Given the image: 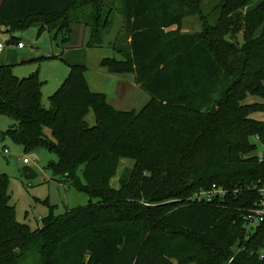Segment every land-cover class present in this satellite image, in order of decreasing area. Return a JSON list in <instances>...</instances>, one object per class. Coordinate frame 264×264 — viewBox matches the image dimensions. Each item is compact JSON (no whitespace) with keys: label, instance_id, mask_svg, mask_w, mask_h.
Wrapping results in <instances>:
<instances>
[{"label":"trees","instance_id":"trees-1","mask_svg":"<svg viewBox=\"0 0 264 264\" xmlns=\"http://www.w3.org/2000/svg\"><path fill=\"white\" fill-rule=\"evenodd\" d=\"M254 1L221 0L215 23L202 0L2 1L0 29L48 31L64 49L73 26L88 31L87 48L103 46L120 15L113 44L127 48L114 46L122 59L100 67L134 75L150 98L140 112L117 110L76 64L46 108L37 74L18 78L0 66V115L14 121L3 138L54 154L53 174L91 199L32 231L16 220L0 174V264H264V223L248 239L243 224L259 198L253 186L264 181V122L251 117L264 106L243 104L264 97V2L248 10ZM193 17L202 30L184 33ZM122 160L134 164L116 188ZM213 186L227 194L191 200Z\"/></svg>","mask_w":264,"mask_h":264},{"label":"rangeland","instance_id":"rangeland-1","mask_svg":"<svg viewBox=\"0 0 264 264\" xmlns=\"http://www.w3.org/2000/svg\"><path fill=\"white\" fill-rule=\"evenodd\" d=\"M220 2L221 0H202L201 10L207 16L209 23H215L217 13L214 8ZM261 2H264V0H256L249 5V8ZM121 20L122 17L116 14V24L109 33V35L112 33V37L118 34L115 30L118 29V25H121ZM74 28L75 26H73V31ZM201 30L202 23L198 17L189 18L184 23V33H195ZM52 37L53 34L48 33V31L39 32L37 28L18 30L13 33L6 32L5 28L0 29V43L6 46L5 50L0 53V66H10L14 75L18 78H26L37 74L44 83L42 93L43 105L46 108L50 106L49 97L60 88L68 76L69 64L76 62L86 65L90 68V76H92L98 61L102 58L114 57L121 59L111 47L121 45L123 48H127L121 42H119L120 44L118 42L113 44L114 41L111 40L109 44L106 43L101 47L72 50L69 53L63 51L62 58L48 59V57L62 52ZM125 37L123 34L121 39L124 38L122 42L126 44ZM60 40L61 37L58 38V42ZM82 41V35H79V30H76L73 33L72 41L67 46L71 44L80 46ZM17 42L23 44L25 49L19 50L16 47ZM113 77V83L108 82L105 91L110 99H114L115 95V102L120 103L122 101L120 105H116V108L121 111L133 110L140 112L149 101V95L135 84L132 76L113 75ZM119 79L131 82L130 90L122 95L123 100H119V95L112 94L115 92V83ZM243 104L264 106V97L248 95ZM251 117L264 122V110L254 113ZM87 121L90 125H94L92 112L88 115ZM13 125L14 121L12 119L0 115V149L6 147L10 151L7 156L0 155V174L8 177L11 195L10 204L15 208L16 220L21 224L28 225L33 231L42 227L41 220L51 213L54 216H59L70 210L90 204L91 199L87 194L79 191L74 185L65 182L64 177H56L49 169V165L57 161L54 154L44 149L27 153L21 145L14 143L9 137L3 138L1 133L6 132ZM259 150L261 149L259 148ZM24 160H27L28 163L25 164ZM133 164L134 162L131 160L121 161L118 176L112 180L114 187L118 186V177L121 172L125 168L132 167ZM32 173L36 174L33 178H31ZM78 178L84 183L81 172L78 173ZM47 199L50 203L49 206L44 203ZM92 202H96V200H92Z\"/></svg>","mask_w":264,"mask_h":264},{"label":"built area","instance_id":"built-area-1","mask_svg":"<svg viewBox=\"0 0 264 264\" xmlns=\"http://www.w3.org/2000/svg\"><path fill=\"white\" fill-rule=\"evenodd\" d=\"M5 45L0 43V53H2L5 49ZM17 47L23 48V44L18 43ZM258 140V137H256ZM258 152V158L260 162H264V145L260 146ZM10 151L8 148L4 147L0 149V155H9ZM24 163L27 164L28 161L24 160ZM254 190L258 194V201L254 204V207L244 212L243 216V224H244V232L246 239L250 238L257 229L264 223V181L259 182L258 184L253 186ZM226 191L222 188H218L213 186L210 190H201L191 197V200L197 203H211L217 198H223L226 195ZM238 252V250H235ZM259 254L261 258L264 257V244L262 248L259 250ZM233 258H231L228 263L231 264L233 262Z\"/></svg>","mask_w":264,"mask_h":264},{"label":"crops","instance_id":"crops-1","mask_svg":"<svg viewBox=\"0 0 264 264\" xmlns=\"http://www.w3.org/2000/svg\"><path fill=\"white\" fill-rule=\"evenodd\" d=\"M2 1L3 0H0V4L2 3ZM258 4H256L254 7H252V8H247L248 10H251V9H254L256 6H257ZM120 16V15H119ZM121 22H123V18H122V20H121ZM115 26V25H114ZM114 26H113V28H114ZM121 27H122V23H121V25H118V29L117 30H115V31H117V33L119 34V32H120V30H121ZM76 30H79V35H82V37H83V41L81 42V45L80 46H75L74 44H71V45H69V46H67L65 49L64 48H61L60 46H57L59 49H60V51L62 50V52L63 51H68V53H69V51H72V50H79V49H83V48H87L86 46H87V41H88V31L86 30V29H84V27L83 26H75V28H74V32H76ZM86 37V38H85ZM114 39H115V37H112V33L110 34V35H108V36H106V38H105V44L107 43V44H109L110 42H111V40H113L114 41ZM20 43V42H19ZM17 45V44H16ZM17 47V46H16ZM111 47V46H110ZM6 48V47H5ZM19 50H24L25 49V47H23V48H19V47H17ZM112 49H113V51L116 53V54H118L117 52H116V50L113 48V47H111ZM88 49V48H87ZM5 50V49H4ZM59 53V54H55L54 56H59V55H61L62 54V56H63V54H64V52L63 53ZM119 55V54H118ZM120 56V55H119ZM121 57V56H120ZM105 58H114V57H105ZM105 58H102L101 60H103V59H105ZM117 59V58H116ZM121 59H122V57H121ZM121 59H117V60H121ZM101 60H99L98 61V64H97V67H96V69H95V72L92 74V76H90L91 75V71H90V68L89 67H87L86 65H84V66H86L87 68H88V71H87V73H86V77H87V80H88V83H89V86H90V88H91V90L92 91H94V92H98V93H104V94H106L107 95V97H108V102L114 107V108H116V105H120L121 104V102L119 103V102H115V95H114V99H110L109 98V96H108V94L106 93V89H105V86H107V84H108V82H110L111 84L113 83L112 81L114 80V77H113V74H110V73H108L106 70H104V69H102L101 67H100V62H101ZM76 64H78V63H76V62H74V63H71V64H69V66L70 65H76ZM78 65H82V64H78ZM69 70H70V68H69ZM124 75H130V76H132L133 77V80L135 81V76L134 75H132V74H124ZM94 76H95V79H94ZM135 84L136 85H138L137 83H136V81H135ZM139 86V85H138ZM130 87H131V82L130 81H127V80H117V82L115 83V92H113L112 94H116L117 96L119 95V100H123L122 99V95L123 94H126L129 90H130ZM141 88V87H140ZM117 109V108H116ZM118 110V109H117ZM121 111V110H120ZM117 188V187H116Z\"/></svg>","mask_w":264,"mask_h":264}]
</instances>
